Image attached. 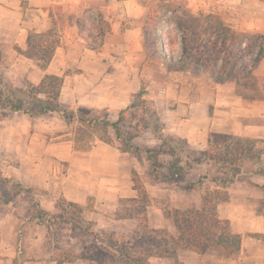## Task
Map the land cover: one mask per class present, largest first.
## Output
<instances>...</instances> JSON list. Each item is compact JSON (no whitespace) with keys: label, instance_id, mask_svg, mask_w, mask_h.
Segmentation results:
<instances>
[{"label":"crops","instance_id":"1","mask_svg":"<svg viewBox=\"0 0 264 264\" xmlns=\"http://www.w3.org/2000/svg\"><path fill=\"white\" fill-rule=\"evenodd\" d=\"M160 1L182 2L191 15H218L234 31L264 37V24L259 23L264 20V0H0V64L10 82L19 87L37 86L45 75L60 77L62 104L92 112L104 110L110 120L118 119L143 83L166 132L186 139L197 150L206 148L209 133L264 143L262 90L248 92L246 95L250 97L246 98L236 93L233 80L215 83L207 76L168 71L150 58L143 28L150 6ZM86 11L100 14L110 24V33L98 52L88 50L77 27L62 18V15L79 17ZM52 22L57 26L63 22L60 45L43 70L16 48L24 51L28 32H46ZM254 76H264V59ZM8 118L0 122V143L10 145L11 149L1 155L0 162L11 169L10 178L44 195L48 208L57 199H63L81 207L87 219L100 224L103 212L114 213L122 201L136 198L132 172L141 175L145 167L149 168L143 151L123 153L113 136V144H106L95 135L89 138V147L81 149L72 130L78 123H67L57 115L30 118L15 113ZM138 140L147 145L152 141L134 139L139 148L145 146ZM248 177L249 187L244 183L237 193L249 192L250 198L244 196L242 201H235L236 187L231 183L227 189L229 199L218 210L228 203L232 212L236 211L235 220L253 224L252 232L264 236V212L257 214L259 202L264 199V177L252 173ZM224 219L233 225L231 217ZM14 240L16 236L12 240L14 246L1 254L6 257V264H13ZM183 255L203 257L180 250L179 262ZM25 257L23 264H84L56 263L42 256L35 260Z\"/></svg>","mask_w":264,"mask_h":264},{"label":"trees","instance_id":"2","mask_svg":"<svg viewBox=\"0 0 264 264\" xmlns=\"http://www.w3.org/2000/svg\"><path fill=\"white\" fill-rule=\"evenodd\" d=\"M164 7L149 10L143 29L146 49L156 64L163 65L168 71H187L194 76H207L215 83L233 80L237 94L257 90L264 93V76H254V71L264 59L263 36L237 33L224 25L218 16H194L186 11L172 10V21L180 34V54L175 59L171 53L165 52L162 42L161 24L169 20ZM168 9L166 10L170 11ZM91 14L92 12L86 11L82 17L62 15V18H66L69 25L77 27L78 34L88 50L98 52L103 46L104 37L110 33V24L100 14H95L93 19ZM89 21L96 23V33L89 30ZM62 26L63 22L59 26L52 22L51 28L46 32L29 31L25 50H16L26 59L36 63L40 69H46L60 45L59 31ZM165 37L168 40V48H171L172 41L167 34ZM61 82L62 79L58 76L45 75L37 86L28 85L25 89H20L0 76V120L6 113H18L30 118L50 114L59 116L67 123L77 122L87 127L110 128L119 150L129 154L143 151L149 163V170L153 173L156 172L155 169L162 167L158 158L166 156L170 158L167 167L175 171L169 175L171 180H178L183 174L200 166L210 165L215 166L216 173L221 176L211 178L214 189L205 191L198 207L174 210L165 215L173 224L174 234L150 228L144 217L132 236H81L84 240L82 249L64 255L61 252L59 263L81 259L91 264H148L149 258L154 257L172 259L178 264L177 253L180 250L200 256L214 253L221 259H233L238 256L242 244L241 236L232 231L229 221L219 217L218 207L228 201L227 189L242 174L245 165H250L253 174L264 177V148L260 147L262 141L209 133L206 148L197 150L192 148L186 139L166 132L164 123L147 97L148 92L143 83L133 101L120 112V115L127 113L128 119L125 123L122 117L109 120L103 115H87L93 112L83 107L73 108L62 104L59 100ZM137 110L141 111V117L135 120ZM138 131L148 132L159 145L140 149L133 143L139 136ZM100 141L113 144L107 133L100 137ZM202 178L207 177L200 179ZM132 182L137 196L128 201L139 203V195L143 193L135 171L132 172ZM198 183H201L200 180ZM262 187L264 188V185ZM1 205L6 203L0 192ZM62 209L63 213L58 215H50L38 209L33 219L39 225H55L56 219L60 218L71 227H88V223L80 216L79 206L66 202ZM67 210L76 214L69 216ZM262 212L263 201L258 205L257 214ZM102 239L106 240V247L97 244ZM22 241V231L19 227L13 264L24 263Z\"/></svg>","mask_w":264,"mask_h":264},{"label":"rangeland","instance_id":"3","mask_svg":"<svg viewBox=\"0 0 264 264\" xmlns=\"http://www.w3.org/2000/svg\"><path fill=\"white\" fill-rule=\"evenodd\" d=\"M160 2V4H156L158 2L152 4L149 10L165 6L163 9L165 10V15L169 18V20L167 19V22H162L161 24V35L163 36L162 42L163 45H165V52L171 53L172 56L177 59L180 54V34L172 21L174 20L172 10H176L178 12L186 10L182 2ZM165 8L171 12L167 11ZM95 14L96 13L92 12V19L95 18ZM82 15L79 17H82ZM218 17L222 19L224 25L229 27L221 16ZM259 23L264 24V20L261 19ZM95 27L96 23L89 21V30L91 29L93 33H96L97 29H95ZM235 32L245 34L239 32V30ZM165 34H167L172 41L173 46L171 48H168V40L165 37ZM0 76L16 88L25 89L28 86L25 85L19 87L10 82V80L6 77L5 69L2 64H0ZM144 87L147 89L145 84ZM248 92L250 91H244L243 94L241 93L240 95L246 97L245 95L246 93L248 94ZM247 96L250 97L249 95ZM6 114L7 115L1 117L0 122L8 121V117H11L15 113ZM93 114L103 115L105 118H108V113L104 110H94L93 113L87 115ZM135 115L136 119H134L138 120L141 117V111L137 110ZM119 117L124 118L126 123V120L128 119L127 113L121 115L119 114L118 118ZM125 125L127 126L128 124ZM72 130L74 132L76 145L81 149H87V147H89L88 140L92 137V135L97 136L99 139L104 133H107L109 137H114V133L110 128L101 129L77 124L76 127H72ZM137 134H139L137 138L152 140L148 145L143 143L141 140H138L137 142L139 144L145 146L140 149L145 150L159 145V142L156 141L148 132L142 133L138 131ZM260 147L264 148L263 142L260 144ZM9 149H11L10 145L7 147L5 144L0 143V157L6 150ZM158 162H160L162 167L155 169L156 172L154 171L153 173L149 170V168L147 170L145 167L146 165H144V173L141 175L137 174L138 184L141 188V192L143 193V195H139V203L130 202L128 200L122 201L114 213H111L110 211L102 213V223L100 224L87 219L84 214V210L80 207V216L88 223V229L83 226L71 227L60 218L56 219L57 221L55 225L50 224L48 226L37 224L33 217L36 215L38 209L44 210L50 215H58L63 213L64 209H62V206H66V201L63 199H57L52 208H48L47 205H49V202L44 201L48 200L44 197V195L41 196L40 194L33 192L32 189L23 187L22 184L10 178L11 169L8 166H5L4 163L0 162V192L2 193L6 203V205L0 206V264H6V257L1 256V254L7 252L8 249L10 250V245L11 248L14 246V244H12V240L15 236L17 237L16 234L19 227L23 236L22 256L24 261L26 259L25 255H27L28 259L35 260L42 256L47 260L54 261L56 263H59L58 259L60 255H64L66 253L68 254L69 252H79L82 249L84 240L81 236H132L134 231L137 229L140 220L144 217L150 228L164 230L169 234H174L173 224L170 219H166L165 215L171 214L174 210H185L188 207H198L201 203V197L205 191L214 189L211 178L220 177L221 174L216 173L217 169L215 166H200L183 174L178 180H171L169 175L175 171L167 167L170 162V158L161 156L158 158ZM249 173H252L250 165H245L242 170V174L233 182L236 187V189L233 190V199H235V201H242L244 196H247L246 199L250 198L251 195L249 192L246 193V195H243L240 191V193H237V189H242V186L240 185L245 183L248 184L247 187H249V184H251V178L248 177ZM203 176L207 178L200 179ZM198 180H200L201 183H198ZM262 189L264 188L262 187ZM262 201L264 202L263 198L260 202L262 203ZM35 205H37V207ZM230 207L231 205L228 203L223 204L219 208L218 213L219 217L223 220H225L224 217H231L233 221V225L230 224L231 229L235 233L241 232L242 250L239 255L225 263L220 262V258L214 253L203 255L202 258H198L194 255H183L181 262H179L177 253L178 264H264V236H260L255 232H252V229L254 228L253 224L250 226L248 223H243L242 220H235V217L233 218V213L235 214L236 211L232 212ZM68 210L66 212L69 216L76 214V212ZM14 243H16L15 240ZM97 244L103 247L107 246L105 239L98 241ZM14 249H16V247H14L13 250ZM15 257L16 254L14 256V260ZM69 263L91 264L90 262L81 259H74ZM148 264H175V262L168 258L152 257L149 258Z\"/></svg>","mask_w":264,"mask_h":264}]
</instances>
